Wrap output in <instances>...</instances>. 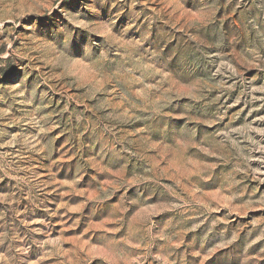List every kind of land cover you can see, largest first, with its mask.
<instances>
[{"label": "rangeland", "instance_id": "obj_1", "mask_svg": "<svg viewBox=\"0 0 264 264\" xmlns=\"http://www.w3.org/2000/svg\"><path fill=\"white\" fill-rule=\"evenodd\" d=\"M0 264H264V0H0Z\"/></svg>", "mask_w": 264, "mask_h": 264}]
</instances>
